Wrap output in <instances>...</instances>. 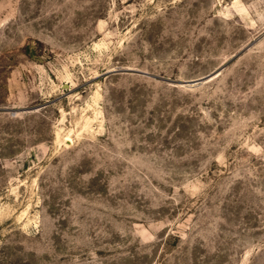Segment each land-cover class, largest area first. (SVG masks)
Here are the masks:
<instances>
[{"label":"rangeland","instance_id":"374dc122","mask_svg":"<svg viewBox=\"0 0 264 264\" xmlns=\"http://www.w3.org/2000/svg\"><path fill=\"white\" fill-rule=\"evenodd\" d=\"M0 264H264V0H0Z\"/></svg>","mask_w":264,"mask_h":264},{"label":"water","instance_id":"95a60500","mask_svg":"<svg viewBox=\"0 0 264 264\" xmlns=\"http://www.w3.org/2000/svg\"><path fill=\"white\" fill-rule=\"evenodd\" d=\"M199 82V81H198Z\"/></svg>","mask_w":264,"mask_h":264}]
</instances>
